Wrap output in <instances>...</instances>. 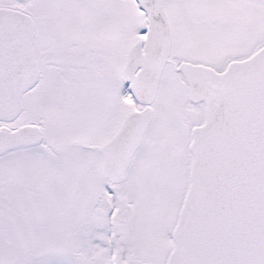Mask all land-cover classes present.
Returning <instances> with one entry per match:
<instances>
[{
    "label": "snow or ice",
    "instance_id": "1",
    "mask_svg": "<svg viewBox=\"0 0 264 264\" xmlns=\"http://www.w3.org/2000/svg\"><path fill=\"white\" fill-rule=\"evenodd\" d=\"M0 264H264V0H0Z\"/></svg>",
    "mask_w": 264,
    "mask_h": 264
}]
</instances>
